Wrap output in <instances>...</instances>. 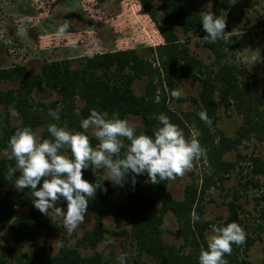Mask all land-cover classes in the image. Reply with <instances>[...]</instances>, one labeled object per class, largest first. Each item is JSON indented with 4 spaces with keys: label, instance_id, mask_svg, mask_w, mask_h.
I'll list each match as a JSON object with an SVG mask.
<instances>
[{
    "label": "trees",
    "instance_id": "16d2710c",
    "mask_svg": "<svg viewBox=\"0 0 264 264\" xmlns=\"http://www.w3.org/2000/svg\"><path fill=\"white\" fill-rule=\"evenodd\" d=\"M181 1H161L164 17L162 22L155 23L165 42L148 47L149 56L130 48L82 56L78 60L79 67L75 68L71 67L70 59L43 62L39 72H31L23 65L0 66V81L17 82L16 87L0 88V152H4L0 155V225L6 233L12 234L15 244H30L41 229H46L47 234L54 226L51 217L33 207L31 190L24 188L18 191L13 186L11 180L18 173L15 171L11 178L6 175L8 167L14 165V160L7 158L9 136L17 128L27 126L34 134L41 128L39 138H48L46 124L51 121L46 113L49 109L58 111L70 131H82L79 119L87 116L91 108L103 110L109 116L116 113L124 119L130 114L137 115L141 118L138 130L149 135L158 123L155 114L164 113L185 133L190 132L189 126L199 129L198 140L205 149L202 158L214 167L220 178L229 175L234 169V163L227 161L224 155L230 150L236 151L243 137L249 136L264 143V90L252 94L249 81L241 82L243 71L237 65V55L253 43V37L248 32L238 31L225 33L229 37L228 42L217 40L209 43L204 39L206 33L202 29L199 15L182 10ZM176 24L181 26L185 34H200L201 46L212 54L209 63L190 51L188 40L178 38L174 31ZM260 61L264 69V45ZM176 73L196 80L201 85L197 99H192L194 107L191 110L177 112L169 106L170 100H181V97L170 95L174 90L173 75ZM143 76L147 78L144 92L136 94L133 83L136 78ZM40 85L56 90L58 100L32 103L28 94ZM76 99L79 103H76ZM219 102L233 103L236 111L242 114L243 124L237 130L238 136L231 138L220 133L216 138L207 129V124L198 118L197 113L205 110L210 120L215 121ZM10 105L19 114L18 123L10 121ZM77 107L80 109V117L73 111ZM96 143L95 138L90 136V144L95 147ZM251 163L252 175L264 176V162L254 157ZM81 172L82 178L90 182L99 179L98 175L92 173L91 167ZM128 175L131 176V173ZM101 184L106 191L97 189L87 205V209L97 214L99 220L82 238L80 245L83 247L95 249L104 238L106 229L101 221L103 216L126 217L131 222L129 233L126 231V234L140 253L154 259V264H198V253L201 247H206L205 231L210 229L211 224L231 221L241 223L238 205L233 201L228 202L229 214L223 220L203 222L200 219L192 223V211L198 215L200 213L203 189L199 190L198 186H187L183 198L176 199L168 188V179L151 183L146 174L137 175L134 185L128 181L122 186L114 185L107 179L102 180ZM111 195L118 197L117 203L110 202ZM261 199L264 202V195ZM15 206L28 207L26 219L13 218ZM168 211L173 213L178 222L176 234L183 238L181 245L166 242L162 237L165 231L163 217ZM65 245L59 247L54 255H50L45 246L30 245L29 251L18 259V264H110L98 252L81 256L77 248ZM5 251L9 256H14L17 250L14 246L5 248L0 255V264L6 263ZM224 258L226 264H241L234 244L230 254Z\"/></svg>",
    "mask_w": 264,
    "mask_h": 264
},
{
    "label": "rangeland",
    "instance_id": "374dc122",
    "mask_svg": "<svg viewBox=\"0 0 264 264\" xmlns=\"http://www.w3.org/2000/svg\"><path fill=\"white\" fill-rule=\"evenodd\" d=\"M162 0H0V66H27L31 72H39L43 62L60 59H70L71 67H79L82 56L106 51L135 48L144 56H149L150 46L164 43L165 40L155 22H162ZM182 10L200 16L202 11H211L214 16H220L225 21V32L229 34L245 31L253 37V43L240 53L258 50L259 56L264 45V0H182ZM68 24L67 31L61 36L56 35V27ZM23 26L24 31L20 32ZM178 38L188 40L190 51L209 63L211 52L202 47L199 33L185 34L179 24L174 28ZM69 39L77 41V48L68 47ZM239 53V54H240ZM237 65L243 71L241 82L249 81L251 93L264 90V69L260 59L252 64ZM174 90L181 91L180 99L169 101V106L179 112L188 111L194 107L193 100L197 99L200 83L196 80L184 78L179 74L173 75ZM147 82L146 77L136 78L133 83L134 92L142 94ZM17 82L0 81V88L16 87ZM29 100L37 104L58 100L56 90L45 85L35 87L28 94ZM76 103L79 100L76 99ZM41 108V106H40ZM57 108H59L57 106ZM2 106L0 105V110ZM217 118L207 124L214 137L224 133L228 137L238 136L237 130L243 124V116L233 105L218 104ZM51 122L59 126L67 124L59 117ZM129 122L141 126V118L128 115ZM11 123H18L20 119L10 117ZM190 130L193 126H189ZM40 130L35 135L40 137ZM69 130V129H68ZM188 131V132H189ZM184 132V131H183ZM188 138L189 133H185ZM1 135V129H0ZM126 146V141L124 142ZM4 154L3 151L0 155ZM259 157L264 162V143L245 136L237 146V150H230L224 158L234 163V169L227 176L218 177L214 167L203 158L193 161V167L183 175L168 179V188L173 197L182 199L187 186H198L203 189L200 199L201 219L204 221H221L229 214L228 202L238 205L239 224L245 233L241 244H234L238 251L241 264H264V176L252 175L251 159ZM19 175V170H16ZM99 172V170H98ZM103 178V174L100 175ZM252 182V183H250ZM255 183L256 185H253ZM214 191L209 192V188ZM111 203H117L118 197L111 195ZM57 206L63 209L66 201L58 200ZM28 216L27 206H15L13 218L24 220ZM47 216L53 219L54 226L46 234L41 229L36 238L29 243H16L12 234L0 225V255L8 246H14L15 255L9 256L5 251V264H18V259L26 254L30 245L45 246L50 255L57 253V243L62 242L67 247L77 248L80 255L95 252L108 260L110 264H117L116 257L127 253L126 264H154V259L140 253L135 243L129 238L131 222L126 217L105 215L101 218L106 229L104 238L95 249L83 247L80 242L86 232L93 228L98 221L97 214L86 210L85 220L71 234L64 231L61 221L54 214ZM165 231L162 234L166 242L181 245L183 238L176 234L178 222L172 212L164 213ZM210 229L205 231L207 236ZM65 245V246H66Z\"/></svg>",
    "mask_w": 264,
    "mask_h": 264
},
{
    "label": "clouds",
    "instance_id": "9594fccd",
    "mask_svg": "<svg viewBox=\"0 0 264 264\" xmlns=\"http://www.w3.org/2000/svg\"><path fill=\"white\" fill-rule=\"evenodd\" d=\"M199 20L207 42L229 41L223 17L206 10L200 12ZM68 27V24L58 25L56 35L61 36ZM19 31H24L23 26ZM68 47L76 49L77 41L69 39ZM259 59L258 50L253 52L249 49L237 55L241 65L251 66ZM181 94L179 90L170 93L172 97ZM73 111L80 117L79 107ZM8 112L12 117L19 115L11 105ZM48 115L53 121L59 120L57 110L49 109ZM197 116L205 124L211 123L205 110L199 111ZM155 119L158 123L150 135L116 113L109 116L97 108L89 109L87 116L79 119L82 131H70L65 126L49 122L46 124L48 138H38L30 127L17 128L7 142V158L14 160V165L8 167L6 175L11 178L19 170V175L11 180L13 186L18 191L24 188L31 190L33 207L42 214H54L60 219L64 231L71 234L84 222L88 202L96 190L106 191L102 180L107 179L119 186L125 181L134 185L137 175L146 174L149 182L157 183L183 175L193 167L195 159L205 155V149L198 140L199 129L192 128L186 138L183 130L166 114H155ZM90 136L97 141L95 147L90 144ZM89 167L94 175H98V180L90 182L82 178L81 170ZM212 191L214 189L210 187L209 192ZM61 198L66 201L63 209L56 203ZM200 219L192 211L190 221L195 223ZM209 227L206 247H201L197 256L198 264H226L225 255L230 254L233 244L243 243L245 233L234 221ZM62 246V242L57 243V248ZM126 257L127 253L117 256V264H126Z\"/></svg>",
    "mask_w": 264,
    "mask_h": 264
}]
</instances>
